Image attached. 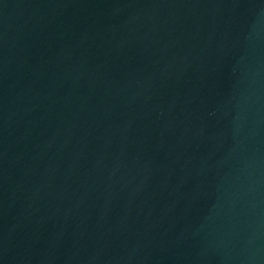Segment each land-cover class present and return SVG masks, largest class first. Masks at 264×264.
Listing matches in <instances>:
<instances>
[{"label": "water", "instance_id": "water-1", "mask_svg": "<svg viewBox=\"0 0 264 264\" xmlns=\"http://www.w3.org/2000/svg\"><path fill=\"white\" fill-rule=\"evenodd\" d=\"M0 264H264V0H0Z\"/></svg>", "mask_w": 264, "mask_h": 264}]
</instances>
